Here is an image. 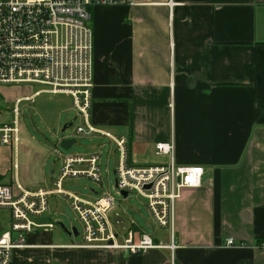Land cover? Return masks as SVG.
I'll return each mask as SVG.
<instances>
[{
  "label": "crops",
  "instance_id": "obj_1",
  "mask_svg": "<svg viewBox=\"0 0 264 264\" xmlns=\"http://www.w3.org/2000/svg\"><path fill=\"white\" fill-rule=\"evenodd\" d=\"M91 26L88 122L126 137L134 166L166 163L155 144L172 139L178 165L203 167L201 185L180 191L172 237L110 214L116 233L134 224L159 248L71 247L50 229L28 234L12 264H264V0H135L94 8ZM25 183L47 188L40 169Z\"/></svg>",
  "mask_w": 264,
  "mask_h": 264
},
{
  "label": "built area",
  "instance_id": "obj_2",
  "mask_svg": "<svg viewBox=\"0 0 264 264\" xmlns=\"http://www.w3.org/2000/svg\"><path fill=\"white\" fill-rule=\"evenodd\" d=\"M134 4L135 0H0V86L43 87L12 99L14 120L12 124L0 123V146L15 148L14 181L0 183V264H12L14 250L25 246L28 234L55 227V221L40 219L49 210V196L56 193L71 201L82 223V232H78L81 241L72 243L71 247L119 248L134 254L162 246L147 232L135 233L134 224L123 235L116 233L110 217L116 202L113 195L97 196L94 191V201L87 202L62 189L61 183L67 177L84 175L101 182L100 150L83 156L64 155L59 147L55 148L61 168L51 188L26 189L17 181L20 105L25 101L34 103L41 94L70 97L72 108L83 120L75 132L88 136L99 134L114 142L118 153L115 194L123 200L132 192L143 197L155 225L168 229L171 237L175 201L180 191L201 185L203 167L178 165L172 139L155 144V154L167 156L166 163L134 166L128 162L126 137L99 130L88 122L93 88V9ZM122 192L127 193L126 197ZM113 216L118 222L120 213ZM120 238L122 242H118ZM224 245H234V239L228 238ZM169 248H174L173 243Z\"/></svg>",
  "mask_w": 264,
  "mask_h": 264
},
{
  "label": "rangeland",
  "instance_id": "obj_3",
  "mask_svg": "<svg viewBox=\"0 0 264 264\" xmlns=\"http://www.w3.org/2000/svg\"><path fill=\"white\" fill-rule=\"evenodd\" d=\"M42 88V86L37 84H33L32 88L25 85H14V88L0 86V123L12 124L15 117L11 110L13 107L12 99L17 95L29 93L31 89L35 91ZM20 107L22 114L19 118L21 132L16 149L18 163L17 180L19 183L24 184L29 176H32L40 169V174L43 178L42 184L47 188L53 187L52 181L58 178L61 168V162L57 160L58 156L54 149L60 148L58 145L61 138L71 136L76 142L68 150L60 148L64 155L87 156L94 150H101L99 161L101 182H94L84 175L67 177L61 183L63 190L86 199L93 196L96 197V193L97 196L104 194L113 195L116 198V202L110 210V214L120 213L123 226L130 225L132 220V223H136L148 232L153 229L156 231L166 229L155 225L143 197L132 192L126 200H123L122 197L115 194L113 189L115 182L113 170L118 164V153L115 150V144L107 137L99 134L88 136L75 132L77 126L83 124V120L76 115L72 108L70 97L44 93L36 97L34 103L25 101L22 102ZM70 122L72 124L64 131H61L62 127ZM37 144H40L46 151L44 158L38 163L34 160L33 151L31 152V148L36 147ZM14 159V147H0V164L3 162L5 166L4 176L0 179V183H13L12 162ZM31 187L30 184H26V188ZM40 220L61 221L66 227H75L78 232H82V223L72 209L70 200L59 193L49 196V210ZM53 229L55 236H62L59 239L54 237V241H68L64 237L65 232L60 226L55 223ZM124 233V230L120 231L121 235ZM73 240L75 242L81 241L79 235L73 237ZM118 242H122V238L118 239Z\"/></svg>",
  "mask_w": 264,
  "mask_h": 264
},
{
  "label": "water",
  "instance_id": "obj_4",
  "mask_svg": "<svg viewBox=\"0 0 264 264\" xmlns=\"http://www.w3.org/2000/svg\"><path fill=\"white\" fill-rule=\"evenodd\" d=\"M72 124V122L65 124L61 131H64L68 126H70ZM76 142V140L74 138H63L62 140H60L59 146L60 148H62L63 150H68L74 143ZM123 197H126L127 193L126 192H122ZM56 224L58 226H60V228L67 234V236L69 238L76 237L78 235V231L75 227L72 228H68L65 226V224L61 221H57Z\"/></svg>",
  "mask_w": 264,
  "mask_h": 264
},
{
  "label": "trees",
  "instance_id": "obj_5",
  "mask_svg": "<svg viewBox=\"0 0 264 264\" xmlns=\"http://www.w3.org/2000/svg\"><path fill=\"white\" fill-rule=\"evenodd\" d=\"M133 228L136 230L135 226H133Z\"/></svg>",
  "mask_w": 264,
  "mask_h": 264
}]
</instances>
